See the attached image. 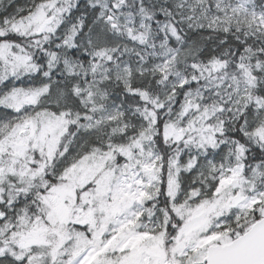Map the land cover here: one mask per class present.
I'll list each match as a JSON object with an SVG mask.
<instances>
[{
    "label": "snow or ice",
    "instance_id": "6c2138e0",
    "mask_svg": "<svg viewBox=\"0 0 264 264\" xmlns=\"http://www.w3.org/2000/svg\"><path fill=\"white\" fill-rule=\"evenodd\" d=\"M0 264H264V0H0Z\"/></svg>",
    "mask_w": 264,
    "mask_h": 264
}]
</instances>
